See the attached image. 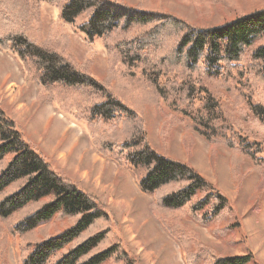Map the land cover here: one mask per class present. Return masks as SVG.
Instances as JSON below:
<instances>
[{
	"label": "trees",
	"instance_id": "trees-1",
	"mask_svg": "<svg viewBox=\"0 0 264 264\" xmlns=\"http://www.w3.org/2000/svg\"><path fill=\"white\" fill-rule=\"evenodd\" d=\"M32 3L56 6L60 19L67 24L86 16L78 29L89 41L123 33L125 36L114 49L130 68L149 65L143 75L157 95L143 86L128 88L127 92L141 89L156 99H172L171 104L192 123L167 113L164 124L174 121L184 125L186 131L194 129L210 144L212 164L218 147L230 149L231 176L237 186L243 184L250 170L264 182V159L258 156L260 149H255L264 146V103L250 104L244 121L239 123L244 135L230 138L228 132L232 130L222 119L220 103L207 89L197 90L195 84L189 83L190 78L182 82L160 81L165 72L219 77L228 66L249 57L254 80L264 85V7L206 27L166 10L152 9L154 6H131L119 0H0V29L5 30L0 32V48L17 55L25 72L37 75L43 86L60 84L89 89L91 117L114 125L125 119L138 121L135 110L94 76L29 36L27 22ZM201 92L208 94L203 98L206 116L194 109L196 96ZM179 102L184 106L178 107ZM156 105L161 112L163 106L159 101ZM110 139L109 144L117 143L111 136ZM117 144H121L120 150L125 152L136 175L143 173L139 188L152 195L156 208L166 213L167 222L163 224L183 249L186 264H256L252 254L219 256L207 246L195 251L189 248L193 241L183 222L185 218L221 239L238 226L229 222L236 218L233 204L211 181L190 164L158 153L143 132ZM42 155L24 140L16 122L0 105V219L15 216L12 231L21 237L57 215L68 222L58 234L33 247L28 243L23 249L26 256L22 264H136L121 238L113 237L110 225L118 223L103 209V204L70 178L54 171ZM247 159L252 162L248 171L243 169ZM95 227L99 228L90 233Z\"/></svg>",
	"mask_w": 264,
	"mask_h": 264
},
{
	"label": "rangeland",
	"instance_id": "rangeland-1",
	"mask_svg": "<svg viewBox=\"0 0 264 264\" xmlns=\"http://www.w3.org/2000/svg\"><path fill=\"white\" fill-rule=\"evenodd\" d=\"M119 1L131 6H154L152 9L166 10L194 25L206 27L264 7L263 0ZM59 13L54 5L32 3L27 22L29 36L114 91L135 110L138 121L124 118L115 127L117 124L92 118L89 89L60 84L43 86L37 75L25 72L17 55L0 48V105L16 122L24 140L44 155L54 171L70 178L103 204V209L118 223L110 225L113 237L121 238L136 264H186L183 249L163 224V221L167 222L166 213L156 208L152 195L141 191L139 179L143 173L136 175L125 152L120 150L121 144H117L143 132L158 153L193 166L234 206L236 218L229 222L238 226L232 228L225 239L215 237L208 228L185 218L183 222L193 241L189 248L195 251L207 246L219 256L252 254L256 264H264V182L260 175L250 170L243 184L237 186L231 176L230 149L218 147L212 164L210 144L194 129L186 131L184 125L174 121L164 124L167 113L183 118L184 122L192 121L171 104L172 99L154 97L157 94L143 75V69L149 65L137 64L130 68L122 61L114 45L125 36L123 33L117 32L106 40L89 41L78 29L86 16H80L74 24H67L60 19ZM4 31L0 29V32ZM248 58L228 66L219 77L165 72L160 81L182 82L190 78L188 82L195 84L197 90L207 89L220 103L222 119L232 130L228 137L237 139L245 133L239 123L244 121L250 104L264 103V85H258L254 80ZM142 86L154 96L141 89L127 92L128 88ZM204 97L208 94H197L194 109L206 116ZM157 101L163 106L161 112ZM179 103L178 107L184 106L183 102ZM67 122H71L70 130H67ZM112 131L116 133L112 135ZM110 136L117 143L109 144ZM248 140L253 142V139ZM255 149H260L258 156L264 159V146ZM251 166L252 162L247 159L243 169L248 171ZM14 218L0 219V264H22L26 256L23 249L28 243L33 247L36 242L56 235L68 226L66 219L57 215L21 237L12 231Z\"/></svg>",
	"mask_w": 264,
	"mask_h": 264
},
{
	"label": "crops",
	"instance_id": "crops-1",
	"mask_svg": "<svg viewBox=\"0 0 264 264\" xmlns=\"http://www.w3.org/2000/svg\"><path fill=\"white\" fill-rule=\"evenodd\" d=\"M7 76V75H6ZM60 116H62V114L60 115ZM59 119V118H58ZM61 120V119H60ZM68 123V125H67V130L70 128L69 127V125H71V122L69 123V122H67ZM70 130V129H69Z\"/></svg>",
	"mask_w": 264,
	"mask_h": 264
}]
</instances>
